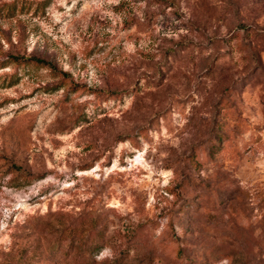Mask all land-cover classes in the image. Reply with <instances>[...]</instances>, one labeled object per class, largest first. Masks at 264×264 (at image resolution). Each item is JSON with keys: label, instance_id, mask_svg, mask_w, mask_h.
<instances>
[{"label": "rangeland", "instance_id": "obj_1", "mask_svg": "<svg viewBox=\"0 0 264 264\" xmlns=\"http://www.w3.org/2000/svg\"><path fill=\"white\" fill-rule=\"evenodd\" d=\"M0 264H264V0H0Z\"/></svg>", "mask_w": 264, "mask_h": 264}, {"label": "trees", "instance_id": "obj_2", "mask_svg": "<svg viewBox=\"0 0 264 264\" xmlns=\"http://www.w3.org/2000/svg\"><path fill=\"white\" fill-rule=\"evenodd\" d=\"M35 60H37V61H42V59L41 58H38V57H33Z\"/></svg>", "mask_w": 264, "mask_h": 264}]
</instances>
